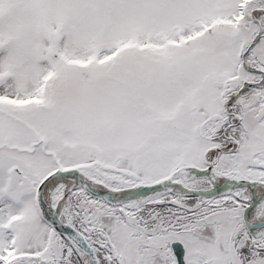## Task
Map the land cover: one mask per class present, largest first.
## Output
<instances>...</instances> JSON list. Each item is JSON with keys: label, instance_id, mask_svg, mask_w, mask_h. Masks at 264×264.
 Wrapping results in <instances>:
<instances>
[{"label": "snow or ice", "instance_id": "snow-or-ice-1", "mask_svg": "<svg viewBox=\"0 0 264 264\" xmlns=\"http://www.w3.org/2000/svg\"><path fill=\"white\" fill-rule=\"evenodd\" d=\"M0 264H264V0H0Z\"/></svg>", "mask_w": 264, "mask_h": 264}]
</instances>
